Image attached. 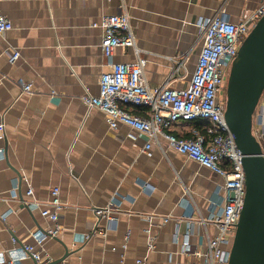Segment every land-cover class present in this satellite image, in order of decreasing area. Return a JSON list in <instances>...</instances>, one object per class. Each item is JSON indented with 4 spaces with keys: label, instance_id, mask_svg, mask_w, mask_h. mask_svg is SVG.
I'll return each instance as SVG.
<instances>
[{
    "label": "crops",
    "instance_id": "1",
    "mask_svg": "<svg viewBox=\"0 0 264 264\" xmlns=\"http://www.w3.org/2000/svg\"><path fill=\"white\" fill-rule=\"evenodd\" d=\"M261 2L0 0V16L14 24L0 33V122L5 124L0 133V149L5 152L0 159V252L34 243L32 232L54 226L22 199L31 185L34 198L48 202L52 188L58 186L61 229L45 241L46 263L63 258L57 264H138V258L148 255L147 264H189L192 257L177 241V233L182 237L189 230L185 218L189 205L208 216L224 178L171 148L164 152L152 145L144 150L145 134L132 139L129 126L112 129L103 112L89 110L83 96L98 94L100 75L109 68L100 46L103 30L92 24L104 14L127 12L138 46L148 58L149 84L182 88L201 49L198 18L223 10L231 21L239 22ZM14 49L21 55L12 63ZM134 58L132 49L115 54L117 61ZM183 58L187 71L181 69L171 78ZM24 82L33 84V93L23 91ZM175 129L181 134L185 126ZM145 181L153 184L152 191L142 187ZM15 184L19 198L12 196ZM114 194L123 209L117 227L87 238L94 208L104 206ZM165 216L170 220L163 224ZM107 224L100 223L103 228ZM148 228L157 235L149 253ZM217 232L213 223L194 222L192 248L204 249L206 235ZM19 264L35 261L27 258Z\"/></svg>",
    "mask_w": 264,
    "mask_h": 264
},
{
    "label": "built area",
    "instance_id": "2",
    "mask_svg": "<svg viewBox=\"0 0 264 264\" xmlns=\"http://www.w3.org/2000/svg\"><path fill=\"white\" fill-rule=\"evenodd\" d=\"M263 15L264 0L252 12H245L239 22L231 21L223 10L212 17L198 18L196 26L202 41L201 49L191 78L182 88H174L167 83L157 86L149 84L146 78L148 58L138 46L137 35L127 12L104 14L92 24L103 30L100 46L109 60V68L100 75L98 94L87 93L83 96L89 110L103 112L112 129L119 124L129 126L132 131L128 135L132 139L140 133L145 134L148 141L144 150H149L152 145L164 152L171 148L224 178V182L218 186V199L211 201L208 216H203L195 206L189 205L185 214V218L189 219V230L182 237L177 233V241L183 244L184 252L192 257L189 264H229L230 261L232 243L245 203L246 173L244 155L225 118L226 86L241 45ZM13 27L11 19L0 16V33L8 32ZM119 49H132L135 58L130 61L115 60ZM20 55L18 49L10 51L11 62H16ZM186 58L178 61L171 78L181 69L187 71ZM23 91L33 93V84L24 82ZM198 121L207 124L202 129L196 125ZM180 125H184L185 129L178 134L175 128ZM4 131L5 124L0 122V133ZM253 133L262 146L264 156V90L253 115ZM4 154V150L0 149V159ZM142 187L148 191L154 189L149 181L143 182ZM25 195L23 204L31 210H40L43 217L54 222V226L32 232L34 243H24L0 252V264H19L27 258L38 264L44 263L45 241L60 232L58 221L63 208L60 188H52L48 202L34 198L31 185ZM12 196L20 197L18 184L13 186ZM122 210V202L116 194L104 206L95 207L86 237L91 238L98 232L106 235L109 229L117 227ZM3 217L6 218L7 214ZM152 217L148 216L150 223ZM162 219L164 224L170 217ZM102 220L108 223L105 228L100 225ZM194 222L203 226L213 223L218 229L216 235H206L204 249L192 248L190 231ZM147 232L149 253L156 247L157 235L151 232V228ZM123 247H127V242ZM147 260L148 255L138 258L136 262L147 264Z\"/></svg>",
    "mask_w": 264,
    "mask_h": 264
},
{
    "label": "water",
    "instance_id": "3",
    "mask_svg": "<svg viewBox=\"0 0 264 264\" xmlns=\"http://www.w3.org/2000/svg\"><path fill=\"white\" fill-rule=\"evenodd\" d=\"M263 90L264 15L241 45L226 86L225 118L244 155L246 173L245 203L229 264H264V156L253 133V115ZM62 259L42 264H57Z\"/></svg>",
    "mask_w": 264,
    "mask_h": 264
},
{
    "label": "trees",
    "instance_id": "4",
    "mask_svg": "<svg viewBox=\"0 0 264 264\" xmlns=\"http://www.w3.org/2000/svg\"><path fill=\"white\" fill-rule=\"evenodd\" d=\"M206 124H207V122H205V121H198V122L196 123V125H197L198 127L202 128V129L206 126Z\"/></svg>",
    "mask_w": 264,
    "mask_h": 264
}]
</instances>
